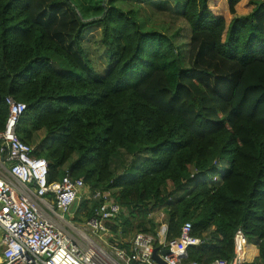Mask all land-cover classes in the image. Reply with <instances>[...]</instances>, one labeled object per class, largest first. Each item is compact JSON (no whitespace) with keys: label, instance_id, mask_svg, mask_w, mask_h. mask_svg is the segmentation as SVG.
Listing matches in <instances>:
<instances>
[{"label":"trees","instance_id":"obj_1","mask_svg":"<svg viewBox=\"0 0 264 264\" xmlns=\"http://www.w3.org/2000/svg\"><path fill=\"white\" fill-rule=\"evenodd\" d=\"M119 1L83 20L71 0H0V130L5 98L24 102L18 137L45 159L50 182L68 173L90 192L112 191L121 208L107 224L114 238L157 237L160 209L165 240L187 223L202 240L188 246L187 262H231L240 229L258 249L241 264H264V8L171 0L179 30L160 32ZM97 23L105 73L82 45ZM41 130L51 137L37 149ZM78 205L86 220L97 201Z\"/></svg>","mask_w":264,"mask_h":264},{"label":"built area","instance_id":"obj_2","mask_svg":"<svg viewBox=\"0 0 264 264\" xmlns=\"http://www.w3.org/2000/svg\"><path fill=\"white\" fill-rule=\"evenodd\" d=\"M8 115L0 130V264H158L151 257L154 243L165 264H199L187 262V248L201 239L190 234L184 224L179 237L165 240L166 225L157 237L138 231L128 241L110 238L105 248L103 236L108 223L120 213L110 189L88 191L82 178L68 173L58 181L48 180V164L36 157L34 146L22 141L17 133L24 102L5 98ZM2 158V159H1ZM82 198L97 201L94 214L84 220L87 232L68 218L72 206ZM119 243H127L125 249ZM248 241L240 229L234 235L231 262L216 259L208 264H241Z\"/></svg>","mask_w":264,"mask_h":264},{"label":"rangeland","instance_id":"obj_3","mask_svg":"<svg viewBox=\"0 0 264 264\" xmlns=\"http://www.w3.org/2000/svg\"><path fill=\"white\" fill-rule=\"evenodd\" d=\"M107 1L108 0H71V2L75 4L80 17L83 20L95 19L102 15L103 11L105 10L103 9L104 3H107ZM258 2L260 3V7L264 8L262 5L264 0H258ZM181 5L183 6V1ZM117 6H121L123 10L126 11L130 9L134 10L136 12V17L139 19V22L144 27V29L167 32L168 30L172 29V27H175L178 28L177 30H179V5L178 3L174 5L171 0H159L155 2H143L142 0H123L117 2ZM237 10L239 12H245V3L241 2L238 5ZM227 20H229V15H227ZM101 29L102 25L98 23L87 27L82 37V45L84 46L87 55L93 63V68L99 73H105L108 70V64L105 57L106 53L104 49L98 46L99 39L101 38ZM50 137L51 136H46V132H38L35 135L34 145L38 149V144L42 145L45 142L48 143ZM129 158L130 156H128V160ZM222 165L227 166V162H223ZM179 195L180 193L178 196ZM81 200L82 198L76 201V203L71 208L70 215H67V217H76L77 219H73L72 221L73 224L81 230L87 232L86 221H84V214L86 213V210L84 208H82V210L77 208V206L79 207L78 204L81 202ZM87 205L89 207L90 203ZM152 217L159 225L165 220V214L160 209L155 210L152 213ZM120 235V233H117V237L115 239L128 241L129 237L131 236L128 235L122 238ZM111 237H114V234L111 231L103 236L104 242L102 245L104 244L105 248H107V244L105 243H109Z\"/></svg>","mask_w":264,"mask_h":264},{"label":"crops","instance_id":"obj_4","mask_svg":"<svg viewBox=\"0 0 264 264\" xmlns=\"http://www.w3.org/2000/svg\"><path fill=\"white\" fill-rule=\"evenodd\" d=\"M39 132L40 133H45V130H42V131H39ZM162 225H166L167 226V216L166 215H165V220L163 222H161V224L158 226L157 232L161 228ZM257 256H258V249H257L256 245L248 243V245L246 247V255H245V258H244V262H251L254 259H256Z\"/></svg>","mask_w":264,"mask_h":264},{"label":"water","instance_id":"obj_5","mask_svg":"<svg viewBox=\"0 0 264 264\" xmlns=\"http://www.w3.org/2000/svg\"><path fill=\"white\" fill-rule=\"evenodd\" d=\"M2 159V158H1ZM168 253V249H162L158 250V247H154L151 253V257L154 261H156L158 264H165V262L162 260L161 255H166Z\"/></svg>","mask_w":264,"mask_h":264}]
</instances>
